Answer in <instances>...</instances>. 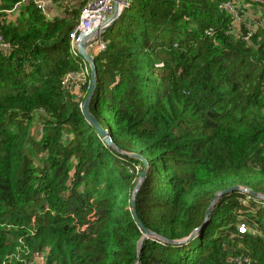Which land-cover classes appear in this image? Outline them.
<instances>
[{"label": "trees", "instance_id": "obj_1", "mask_svg": "<svg viewBox=\"0 0 264 264\" xmlns=\"http://www.w3.org/2000/svg\"><path fill=\"white\" fill-rule=\"evenodd\" d=\"M46 1L49 17L0 0V264H264V201L238 192L194 240L152 237L139 253L131 199L145 166L83 115L91 70L64 84L88 67L70 48L88 0ZM101 39L89 110L148 161L136 197L148 230L184 240L218 191L264 196V5L129 0Z\"/></svg>", "mask_w": 264, "mask_h": 264}, {"label": "water", "instance_id": "obj_2", "mask_svg": "<svg viewBox=\"0 0 264 264\" xmlns=\"http://www.w3.org/2000/svg\"><path fill=\"white\" fill-rule=\"evenodd\" d=\"M118 1H120V0H118ZM125 9H126L125 7H122L117 2L115 5V12H114L113 16L111 17V19L109 20V24L105 27H102V28L95 30L89 37H87L84 41H82L78 45V54L89 65L90 70H91L90 87H89L88 93L86 94L84 104L82 107L83 115L85 116L88 123L96 129L99 136L101 137V139L104 141V143L108 147L113 148L114 150H116L118 153H120L122 155H126V156L140 160L143 163V165L145 166V169L140 174L138 183L134 189L132 199H131L133 216H134L135 220L137 221L141 231L143 232V238L139 244V253H140L141 249H142L143 241L145 239L152 238V237L158 238L161 241H165V242L170 243V244H184V243H187L191 240H194L197 237L198 233L201 230H204L208 226L209 221H210V217L212 216L216 205L220 202V200L224 196H228V195H231L235 192H238V193L247 194V195L254 197L256 199H259L261 201H264V196L259 194V193L254 192L253 190H251L247 187L239 186V185L232 186V187H229L227 189H223V190L218 191L216 193L211 205L209 206V208L207 210L205 222L199 228L195 229L194 232L188 238H186L184 240L173 241V240L166 239V238H164L160 235H157L156 233L148 230L144 226L143 222L139 219V216L137 213L136 197H137V195L141 189V186H142L145 178L147 177L148 161L146 160V158L144 156H142L140 154H127V153L123 152L122 149L119 148L117 146V144L115 143V141L113 140V137H112L111 133L109 132V130L105 129L99 123L97 118L89 110L90 102H91L93 95L95 93V90H96L98 72H97V65H96L95 57L89 52L88 49L95 42H97L102 37V35L105 32H107V30L109 28H111L121 18ZM241 32H242L244 38L248 37L247 30L244 27H241ZM136 264H139V260Z\"/></svg>", "mask_w": 264, "mask_h": 264}, {"label": "built area", "instance_id": "obj_3", "mask_svg": "<svg viewBox=\"0 0 264 264\" xmlns=\"http://www.w3.org/2000/svg\"><path fill=\"white\" fill-rule=\"evenodd\" d=\"M35 5L38 7V9L41 11L43 15L46 17H49L50 14L47 12V1L46 0H33ZM251 4H258V5H264V0H249ZM118 2L122 7L128 6V0H88L86 6L83 8L80 20L78 25L75 27V29L70 34V48L71 52L79 56L78 54V45L84 41L87 37H89L95 30L105 27L109 24V20L113 16L115 12V5ZM238 5L239 2H230L227 3L224 8L228 9L232 14L233 17L239 22L243 21V17L239 16L238 12ZM10 13V12H9ZM247 14V12H245ZM100 38L97 42H95L90 48H92V52L99 53L103 50H105L106 45L101 41ZM0 47L7 48L9 47L8 44H6L0 35ZM89 75V69L88 67H85L81 74L79 76H76V74H70L64 84L66 86H73L74 81H77L74 85H78V81L84 83L86 81V77ZM264 203V202H263ZM246 227L244 224H242L239 227V231L241 233H246ZM40 261H42V258L39 256ZM237 264L242 263H250L248 258L245 259H237Z\"/></svg>", "mask_w": 264, "mask_h": 264}, {"label": "clouds", "instance_id": "obj_4", "mask_svg": "<svg viewBox=\"0 0 264 264\" xmlns=\"http://www.w3.org/2000/svg\"><path fill=\"white\" fill-rule=\"evenodd\" d=\"M128 5H129V0H128ZM128 7V6H127ZM127 7H125V8H127ZM248 33V32H247ZM248 36H249V34H248ZM248 38V37H247ZM89 52L94 56L96 53H94V52H92V50L90 51V47H89ZM87 65V64H86ZM88 66V65H87ZM88 68H89V66H88ZM90 69V68H89ZM139 171L141 170V169H138ZM247 195V194H246ZM249 196V195H248ZM249 197H251V196H249ZM261 201V200H260Z\"/></svg>", "mask_w": 264, "mask_h": 264}, {"label": "rangeland", "instance_id": "obj_5", "mask_svg": "<svg viewBox=\"0 0 264 264\" xmlns=\"http://www.w3.org/2000/svg\"><path fill=\"white\" fill-rule=\"evenodd\" d=\"M86 63V62H85ZM87 64V63H86ZM88 65V64H87ZM89 66V65H88ZM90 68V67H89ZM138 169H141V167L140 166H138ZM40 261V258L39 257H37L36 259H35V262H39Z\"/></svg>", "mask_w": 264, "mask_h": 264}, {"label": "crops", "instance_id": "obj_6", "mask_svg": "<svg viewBox=\"0 0 264 264\" xmlns=\"http://www.w3.org/2000/svg\"><path fill=\"white\" fill-rule=\"evenodd\" d=\"M92 50V48H90V51Z\"/></svg>", "mask_w": 264, "mask_h": 264}]
</instances>
